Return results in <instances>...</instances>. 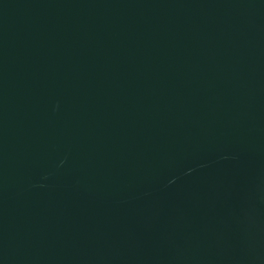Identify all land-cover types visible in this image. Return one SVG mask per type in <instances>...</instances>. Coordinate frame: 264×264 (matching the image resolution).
<instances>
[{
  "label": "water",
  "instance_id": "obj_1",
  "mask_svg": "<svg viewBox=\"0 0 264 264\" xmlns=\"http://www.w3.org/2000/svg\"><path fill=\"white\" fill-rule=\"evenodd\" d=\"M0 264H264V0H0Z\"/></svg>",
  "mask_w": 264,
  "mask_h": 264
}]
</instances>
